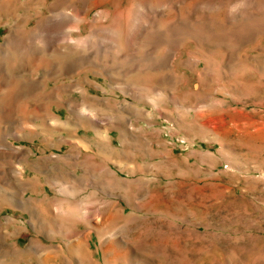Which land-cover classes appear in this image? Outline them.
I'll return each instance as SVG.
<instances>
[{
	"label": "rangeland",
	"instance_id": "rangeland-1",
	"mask_svg": "<svg viewBox=\"0 0 264 264\" xmlns=\"http://www.w3.org/2000/svg\"><path fill=\"white\" fill-rule=\"evenodd\" d=\"M3 159L0 264H264V0H0Z\"/></svg>",
	"mask_w": 264,
	"mask_h": 264
},
{
	"label": "crops",
	"instance_id": "crops-1",
	"mask_svg": "<svg viewBox=\"0 0 264 264\" xmlns=\"http://www.w3.org/2000/svg\"><path fill=\"white\" fill-rule=\"evenodd\" d=\"M7 143L10 147L15 146L12 140H7ZM32 154H33V151L29 150L26 154V157L19 158L18 161L17 159H14L13 161H11L12 167H13L12 168L13 176H15L16 179H24L28 177L29 172H32L33 170L32 161L35 160V158H29L32 156ZM8 168H9L8 162L3 159V162H0V171L3 172L5 176H9L10 174L8 171ZM37 189H39L38 186H37ZM40 190L41 189L37 190L36 193H40ZM42 201L44 202L45 200L39 199V202L42 203ZM32 225L35 226L36 224H32Z\"/></svg>",
	"mask_w": 264,
	"mask_h": 264
}]
</instances>
